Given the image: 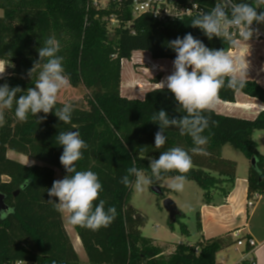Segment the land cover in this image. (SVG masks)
Wrapping results in <instances>:
<instances>
[{"label": "trees", "instance_id": "obj_1", "mask_svg": "<svg viewBox=\"0 0 264 264\" xmlns=\"http://www.w3.org/2000/svg\"><path fill=\"white\" fill-rule=\"evenodd\" d=\"M201 2L207 11L216 3ZM235 2L255 4V0ZM0 9L3 10L0 60L11 67L10 74L0 75V85L7 83L10 88L19 86L24 91L34 87L41 69H36L32 79L27 73L39 59L37 50L54 37L60 45L58 55L64 57L63 67L70 86L85 90L80 99L71 103L74 110L70 124L60 121L55 109L43 120H39L45 116L43 112L37 116L29 114L27 122L16 119L15 104L5 111V123L0 126V192L8 208L14 211L7 218H0V264L19 260L35 264H82L64 226L63 214L48 201L58 202V198L48 196L55 181V169H60L63 177L67 175L59 159L63 147L56 140L59 132L67 131H79L88 145L82 149L83 158L76 162L77 170L96 173L102 184L99 198L105 200V209L114 206L117 210L116 219L107 228L92 231L72 225L88 264H217V254L231 245L227 237L193 245L182 242L172 254H163V248L143 236L141 227L145 219L137 218V212L129 204L133 188L125 187L120 180L134 162L150 175L149 159L158 158L169 148L182 147L192 157L186 181L195 182L203 191L204 203L212 205L217 196L227 198L236 182L237 162L222 155L223 148L230 145L251 162L247 177L249 199L264 195V155L253 138L256 131H264V112L255 119L216 111L205 113L216 123L210 122L203 133L209 138L203 146L204 154L192 153L191 137L180 135L174 127L165 130L167 141L157 149L155 133L159 125L153 123V114L164 109L170 118H179L185 113L167 87L151 89L143 99L123 96L122 61H130L136 51L149 52L155 60L174 61L176 53L169 42L187 33L209 49L229 52L234 47L220 38L209 40L202 30L191 27L194 17L167 22L149 14L134 17L129 0L113 2L109 9L93 8L89 0H0ZM113 18L119 22L112 24ZM42 64L43 61L41 67ZM238 92L264 103V88L255 81L247 80L245 88ZM238 92L225 87L219 100L234 103ZM22 94L26 92L18 93L17 98ZM63 104L58 102L56 108ZM9 151L44 165H24L9 158ZM177 174L167 173L165 179ZM26 178H31L30 184L20 189ZM161 181L154 180L152 186H161ZM182 230L188 233L185 226Z\"/></svg>", "mask_w": 264, "mask_h": 264}, {"label": "clouds", "instance_id": "obj_2", "mask_svg": "<svg viewBox=\"0 0 264 264\" xmlns=\"http://www.w3.org/2000/svg\"><path fill=\"white\" fill-rule=\"evenodd\" d=\"M195 7L196 4L193 5ZM259 8H264V0H255V4L217 0L210 11H201L192 19L191 27L202 30L209 40L216 37L226 40L231 47H239L241 41L248 42L254 35L260 34L258 28L252 27L254 22L264 24V11L258 12ZM169 46L176 53L172 62L174 70L159 85L161 88L167 87L185 114L170 118L164 109L153 114V123L159 125L155 133V148L165 145V130L174 127L180 135L191 137L194 144L192 153L204 154L203 146L209 138L203 133L210 122L216 123L205 113L215 112L221 89L227 87L238 92L245 88L248 66L240 57L230 56L225 49H209L191 33L170 41ZM37 51L39 59L27 73L32 79L36 69H41L34 87L24 91L19 86L10 88L7 83L0 85V126L5 123V111L11 110L14 104L15 117L20 122H27L29 114L37 116L41 112L45 116L39 120L46 119L47 114L55 109L60 121L71 123L73 106L65 103L56 108L58 94L70 86V79L63 67L64 57L58 55L59 42L50 37ZM4 71L5 67L0 64V74ZM21 92L26 94L17 98ZM56 140L63 147L59 159L67 175L53 181L48 189V196L58 198V202L52 199L48 201L57 212L67 214L74 226L92 231L109 227L116 219L117 210L114 206L105 209V200L99 198L103 188L98 175L91 170L78 171L76 168V162L83 158L82 149L88 145L80 138L79 131L59 132ZM149 167L150 175L137 168L134 162L120 182L125 187L134 188L137 193H143L153 185L154 180H164L165 174L175 172L178 174L170 177L168 187L177 192L183 191L186 174L192 168V157L182 147H173L161 152L158 158L151 159ZM30 181L31 178H26L20 189L29 185ZM97 200L99 202L94 203ZM13 211L10 208L0 211V218H7Z\"/></svg>", "mask_w": 264, "mask_h": 264}, {"label": "crops", "instance_id": "obj_3", "mask_svg": "<svg viewBox=\"0 0 264 264\" xmlns=\"http://www.w3.org/2000/svg\"><path fill=\"white\" fill-rule=\"evenodd\" d=\"M1 15H3V13L0 14V16ZM251 42H254L255 46H248V43ZM262 44H264V42L254 40H249L248 42L241 41L239 47H234L228 54L233 57H240L244 60L248 66L246 79L255 81L264 88V46H261ZM137 52L138 51L133 53L132 59L130 60L133 65L136 63L137 65L141 64L140 61L133 62ZM125 61L126 60L122 61V70ZM160 61L157 67L161 69L164 68V70V66L173 68V61L170 62L171 60L167 59H162ZM6 68L11 70L9 65H7ZM162 79L163 75L161 76L160 82ZM134 82V79L129 80L131 85L123 89L122 73L121 94L129 99H143L148 91L143 93L136 92ZM159 83L154 86L160 87ZM217 108L216 112L222 115L231 114L227 112H233V114H238L235 117L255 119L259 113L264 112V103L242 92H238L234 103L219 100ZM225 110H227V112H225ZM257 133L260 132L256 131L253 137ZM260 137L264 142V134H260ZM255 141L258 144L260 152L264 155L261 143L257 140ZM223 151L224 148L222 150V155ZM244 168V173L240 175L239 163L237 162L236 182L227 198L217 196L212 205H206L204 201L200 204L199 218L201 227L199 230V241L201 242L203 240L219 237H227L231 241L230 246L225 247L217 254V264H242L244 262H251V260H255L256 264H264V195H255L252 199H249L247 181L249 170L248 163L244 164ZM256 196L258 197L255 198ZM250 200L254 201L252 207L248 205ZM235 232H239L240 236L244 239L253 238L259 245L256 251L252 252L249 246H238L237 239L233 237ZM76 241V243H72L80 257L79 248H82V243L78 236ZM190 244L193 245L195 243ZM176 247L177 246L165 245L161 248L164 250L163 254L170 255L175 251ZM80 260L82 264H88V259L87 261H82L80 257Z\"/></svg>", "mask_w": 264, "mask_h": 264}, {"label": "rangeland", "instance_id": "obj_4", "mask_svg": "<svg viewBox=\"0 0 264 264\" xmlns=\"http://www.w3.org/2000/svg\"><path fill=\"white\" fill-rule=\"evenodd\" d=\"M2 13L3 10L0 9V14ZM248 46H255V43H248ZM261 46H264V44ZM134 59L135 60L133 62L140 61L141 64L137 65L136 63L133 65V63L128 60H126L123 64V89L128 88L129 85H131L129 80L134 79L136 92L143 93L145 91H150L151 89H154V87H158L154 86L156 85L158 76L163 75V81L174 70L170 66H164L165 70L164 68L161 69L157 67V64H159L158 62L161 61L153 59L149 52L138 51ZM6 66L7 64H5V71L1 76H6L11 73V70L7 69ZM84 91L85 90L82 87L72 88L69 86L68 88L60 91L58 94V102L71 104L72 102L80 99ZM225 112H227V110H225ZM227 113H231L225 114L227 116L238 115L236 113L233 114V112ZM259 132L260 133H257L253 138L261 143L262 151L264 152V142L260 137V134H264V131ZM8 157L27 166L44 165L36 159L14 151H9ZM223 157L233 159L234 161L236 160L239 163L240 175L245 171L244 164L248 163V166L251 164V162H249V160H247L241 152L236 151L230 145H226L224 147ZM150 160L151 159H149V162ZM55 171V180L64 178L60 169L57 168ZM169 182L170 178L161 181V187L169 190L164 192V196L158 195L154 192L152 185L143 193H137L133 188L129 204L133 209H135L137 215H140V217L145 219V224L141 227L142 234L144 237L152 239L154 244L159 247L165 245L177 246V244H180L181 242L198 243L200 240L199 209L200 204L203 201V191L195 182L186 181L183 191L177 192L168 187ZM165 198L173 200L177 204L180 211L184 214V216L178 218L173 227L169 225V213L165 210L163 205ZM63 221L71 241L76 243L78 234L69 222L67 214H63ZM183 226H185L188 230L187 234L183 232ZM79 254L82 261H87V256L83 246L82 248H79Z\"/></svg>", "mask_w": 264, "mask_h": 264}, {"label": "built area", "instance_id": "obj_5", "mask_svg": "<svg viewBox=\"0 0 264 264\" xmlns=\"http://www.w3.org/2000/svg\"><path fill=\"white\" fill-rule=\"evenodd\" d=\"M122 0H89V4L97 9H109L113 2H120ZM130 8L134 17L143 14H149L154 19L160 22L183 20L185 18L196 17L201 11L207 12V7L201 0H129ZM217 2V0H215ZM196 4L197 7L193 8ZM119 21L111 19L112 24H117ZM254 29H259V35H254L250 40L264 42V25H258L254 22L252 25ZM237 39H240L238 36ZM0 64L5 67V62L0 60ZM2 75V74H0ZM256 196L255 198H257ZM250 207L254 205V201L250 200L248 203ZM233 237L237 239L238 246H249L252 252L259 247L253 238L244 239L239 232H235ZM252 264H256L255 260H251ZM14 264H35L33 262L19 260Z\"/></svg>", "mask_w": 264, "mask_h": 264}, {"label": "water", "instance_id": "obj_6", "mask_svg": "<svg viewBox=\"0 0 264 264\" xmlns=\"http://www.w3.org/2000/svg\"><path fill=\"white\" fill-rule=\"evenodd\" d=\"M255 161H253V164ZM153 191L156 192L158 195L164 196V190L161 186H153ZM17 196V193L15 194ZM165 210L169 213V225H174L178 218L183 215V213L178 208L177 204L171 200L170 198H165L163 202ZM8 206L5 202V196L0 192V211H6ZM140 215H137L139 218Z\"/></svg>", "mask_w": 264, "mask_h": 264}]
</instances>
